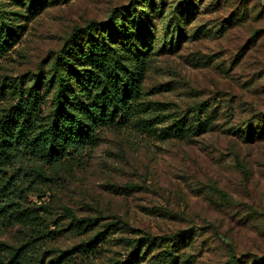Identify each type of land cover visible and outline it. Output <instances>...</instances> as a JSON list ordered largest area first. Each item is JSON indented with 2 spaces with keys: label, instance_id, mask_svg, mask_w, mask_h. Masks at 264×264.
<instances>
[{
  "label": "rangeland",
  "instance_id": "rangeland-1",
  "mask_svg": "<svg viewBox=\"0 0 264 264\" xmlns=\"http://www.w3.org/2000/svg\"><path fill=\"white\" fill-rule=\"evenodd\" d=\"M171 1L163 16L169 17ZM133 2L71 0L46 7L0 56V84L36 73L73 29L107 21ZM197 2L179 43L176 33L169 51L151 53L142 102L155 134L133 126L108 128L72 168L42 167L51 180L39 188L41 201H28L47 209L36 212L50 234L36 241L31 261L41 258L45 264L53 252L96 232L104 240L86 264L122 260L127 239L176 233L187 236L179 254L185 264H252L264 258V142L245 144L231 133L264 114V0ZM0 5L9 8L6 0ZM235 16L238 22L230 24ZM152 23L161 37L163 24ZM201 101L218 110L212 126L184 139L168 136L173 120ZM70 215L96 218L97 225L81 234ZM30 235L25 226L10 224L0 229V243L16 247ZM157 251L151 247L137 264H158Z\"/></svg>",
  "mask_w": 264,
  "mask_h": 264
},
{
  "label": "trees",
  "instance_id": "trees-1",
  "mask_svg": "<svg viewBox=\"0 0 264 264\" xmlns=\"http://www.w3.org/2000/svg\"><path fill=\"white\" fill-rule=\"evenodd\" d=\"M6 1L8 9L0 5V56L43 9L71 0ZM165 2L134 0L129 8L113 13L107 21L75 28L45 67L0 84V229L20 224L33 232L19 246L0 243V264H43L41 258L31 261V257L36 241L50 234L36 212L47 209L43 205L30 206L32 202L28 201L30 196L41 201L43 192L39 188L51 180L43 166L72 168L108 128L119 131L133 126L147 135L155 134L154 120L146 116L142 102L151 53L154 48L169 51L166 46L172 45L176 33L177 45L184 37L181 26L185 28L195 17L200 5L197 0H172L167 17L163 16ZM153 20L163 24L161 37L156 34ZM228 22H238L237 16ZM217 114L211 103L198 102L173 120L167 135L178 139L201 135L212 126ZM231 131L245 144L264 142V114L258 116L256 124L248 119ZM70 216L81 234L97 225L96 218ZM100 236L96 232L77 245L53 252L45 264H86L104 240ZM186 242L187 236L178 233L127 239L129 252L122 260L109 264H137L153 246L158 248L154 255L158 264H185L179 262V254ZM252 264H264V258Z\"/></svg>",
  "mask_w": 264,
  "mask_h": 264
}]
</instances>
